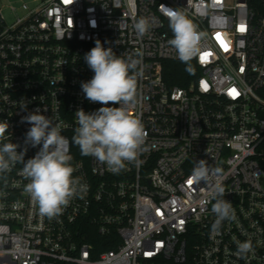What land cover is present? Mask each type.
Returning a JSON list of instances; mask_svg holds the SVG:
<instances>
[{
    "label": "built area",
    "instance_id": "built-area-1",
    "mask_svg": "<svg viewBox=\"0 0 264 264\" xmlns=\"http://www.w3.org/2000/svg\"><path fill=\"white\" fill-rule=\"evenodd\" d=\"M169 9L203 34L192 60L199 76L184 87L164 76L165 63L180 61L168 44ZM140 18L149 24L142 38L133 27ZM97 40L117 56L141 54L137 102L123 107L147 137L141 163L118 174L72 142L75 112L104 106L81 89L94 75L84 56ZM37 108L60 124L73 175L88 191L49 219L16 164L0 179V264H264V0H21L0 8L3 142L22 150L31 125L21 118ZM39 147L28 146L25 160ZM201 159L219 169L207 184L191 177ZM216 183L236 214L219 235L211 232ZM249 240L253 251L240 258L237 243Z\"/></svg>",
    "mask_w": 264,
    "mask_h": 264
},
{
    "label": "clouds",
    "instance_id": "clouds-1",
    "mask_svg": "<svg viewBox=\"0 0 264 264\" xmlns=\"http://www.w3.org/2000/svg\"><path fill=\"white\" fill-rule=\"evenodd\" d=\"M174 38L168 44L176 51L178 59L186 65L189 73L194 71L191 61L201 51L203 34L182 11L169 9L166 13ZM134 30L144 37L149 24L144 18L137 20ZM140 53L117 56L111 47L105 48L100 40L88 51L84 60L94 73L93 77L81 82L85 99L104 106L86 113L82 108L75 112L77 127L72 142L81 155L92 156L107 166L108 171L118 174L126 164L139 165L147 133L142 121L126 110V105L137 102V68L141 63ZM109 104L119 105L110 107ZM27 105L21 106L26 110ZM47 111V109H44ZM37 108L21 118V123L31 127L25 134L24 147L18 151L17 143L3 142L8 132V121H0V179H6L16 164H22L21 174L28 181L24 191L37 206L39 214L49 219L58 217L71 199L88 191V185L75 177L76 169L71 161L68 139L61 134L59 123L47 117ZM58 119V114L56 115ZM28 146L39 147L34 157L25 160ZM219 172L203 159L196 162L191 177L194 183L207 184L209 177ZM210 195L215 201L212 212L216 216L211 232L220 234L222 222L235 220L236 214L230 201L224 199L225 189L220 183L210 185ZM253 251L251 241L237 243V256L245 258Z\"/></svg>",
    "mask_w": 264,
    "mask_h": 264
},
{
    "label": "trees",
    "instance_id": "trees-1",
    "mask_svg": "<svg viewBox=\"0 0 264 264\" xmlns=\"http://www.w3.org/2000/svg\"><path fill=\"white\" fill-rule=\"evenodd\" d=\"M194 71L189 73L185 70L186 65L181 61L167 62L164 67V76L166 82L170 87L174 86H187L192 80H196L199 76L198 69L194 61H191Z\"/></svg>",
    "mask_w": 264,
    "mask_h": 264
},
{
    "label": "rangeland",
    "instance_id": "rangeland-1",
    "mask_svg": "<svg viewBox=\"0 0 264 264\" xmlns=\"http://www.w3.org/2000/svg\"><path fill=\"white\" fill-rule=\"evenodd\" d=\"M21 0H0V8H2L3 10H7L8 7L12 4L15 6H18V4L20 3ZM25 1V0H22ZM29 1V0H26Z\"/></svg>",
    "mask_w": 264,
    "mask_h": 264
}]
</instances>
